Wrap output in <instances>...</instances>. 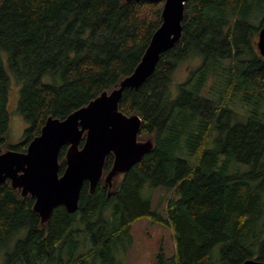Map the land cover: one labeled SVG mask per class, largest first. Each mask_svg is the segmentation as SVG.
I'll return each mask as SVG.
<instances>
[{
    "label": "trees",
    "instance_id": "obj_1",
    "mask_svg": "<svg viewBox=\"0 0 264 264\" xmlns=\"http://www.w3.org/2000/svg\"><path fill=\"white\" fill-rule=\"evenodd\" d=\"M161 10V1L145 0H0V49L28 122L9 144V77L0 60V148L25 151L48 116L64 118L117 87L141 60ZM263 21L264 0H187L180 39L118 104L141 117L138 139H151V150L111 187L101 178L90 190L85 181L78 209L57 206L44 223L33 197L0 184L3 264H95L99 253L103 264H119L115 244L124 247L145 218L173 232L172 254L157 263L264 261V57L256 47ZM185 59L197 63L172 89ZM112 162L109 153L104 174ZM161 187L170 194L159 208L152 195Z\"/></svg>",
    "mask_w": 264,
    "mask_h": 264
},
{
    "label": "water",
    "instance_id": "obj_2",
    "mask_svg": "<svg viewBox=\"0 0 264 264\" xmlns=\"http://www.w3.org/2000/svg\"><path fill=\"white\" fill-rule=\"evenodd\" d=\"M145 1L162 2L161 23L134 70L123 77L117 87L104 90L66 117L48 116L25 151L0 148V184L9 181L22 196L33 197L32 207L41 223L60 205L68 212H75L85 181L90 190L101 178L111 187L114 176L127 172L153 146L151 139H138L141 117L123 113L118 104L123 91L138 88L152 74L160 55L180 39L187 0ZM256 47L264 57V21L258 31ZM64 145H67L66 165L59 173V151ZM109 153L113 155V162L104 174L103 166ZM242 264H264V261L248 258Z\"/></svg>",
    "mask_w": 264,
    "mask_h": 264
},
{
    "label": "rangeland",
    "instance_id": "obj_3",
    "mask_svg": "<svg viewBox=\"0 0 264 264\" xmlns=\"http://www.w3.org/2000/svg\"><path fill=\"white\" fill-rule=\"evenodd\" d=\"M0 60L9 77L7 99V110L9 113L8 143L15 144L22 139L24 129L27 127L28 122L17 110L19 83L14 78V75L9 67L7 51L0 49ZM196 63V60L185 59L177 65L171 76L172 89H174L176 84L178 85V83L187 78L189 69L194 67ZM148 190H145V192L148 193ZM169 194L170 190L163 189L162 187L155 189L152 195L153 204H157L159 208H162L164 200L169 196ZM129 233L130 237L124 238V247H122L121 243L118 242L115 244L116 248L113 250V258L115 259V262L118 261L119 264H162L161 262L157 263L156 260H159L158 257L162 255V253L170 256L174 250V237L170 227L162 226L161 224L155 223L149 219L145 218L137 220L132 225ZM77 239L79 242L82 240L81 236H77ZM88 243H90V241ZM4 248L7 249L6 247ZM4 248H0V264H3L5 259L4 251L6 250H4ZM10 248H12L11 245ZM81 250L82 249L80 248V251ZM99 254L96 257L95 264H103L102 255Z\"/></svg>",
    "mask_w": 264,
    "mask_h": 264
},
{
    "label": "bare ground",
    "instance_id": "obj_4",
    "mask_svg": "<svg viewBox=\"0 0 264 264\" xmlns=\"http://www.w3.org/2000/svg\"><path fill=\"white\" fill-rule=\"evenodd\" d=\"M222 126V125H221ZM223 127V126H222Z\"/></svg>",
    "mask_w": 264,
    "mask_h": 264
}]
</instances>
